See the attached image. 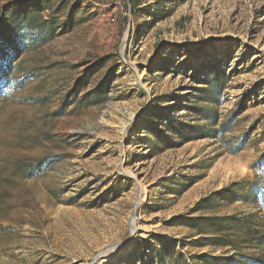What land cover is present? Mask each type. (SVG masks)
<instances>
[{"label": "rangeland", "instance_id": "374dc122", "mask_svg": "<svg viewBox=\"0 0 264 264\" xmlns=\"http://www.w3.org/2000/svg\"><path fill=\"white\" fill-rule=\"evenodd\" d=\"M0 264H264V0H0Z\"/></svg>", "mask_w": 264, "mask_h": 264}]
</instances>
